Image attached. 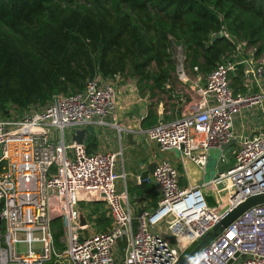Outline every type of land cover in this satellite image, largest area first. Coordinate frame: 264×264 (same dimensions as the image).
I'll list each match as a JSON object with an SVG mask.
<instances>
[{"label":"built area","instance_id":"1","mask_svg":"<svg viewBox=\"0 0 264 264\" xmlns=\"http://www.w3.org/2000/svg\"><path fill=\"white\" fill-rule=\"evenodd\" d=\"M219 34L232 43V53L196 86L180 118H161L142 133L161 152L177 150L203 171L210 150L218 148L228 168L209 183L183 186L177 167L157 161L152 178L158 204L137 216L127 192L117 187L122 178L118 155L89 153L74 140L77 131L90 127L123 130L109 121L117 110L119 79L97 75L82 91L54 95L31 114L0 117V264H178L226 211L264 194V128L254 127L240 138L234 130L237 117L249 114L247 119L254 121L261 116L257 111L264 114V53L226 29ZM187 62L179 50L176 75L181 82L190 79ZM238 77L244 92L233 86ZM208 188L218 195L216 206L208 202ZM99 200L106 204L110 227L88 234L97 216L89 217L80 204ZM225 204L228 209L220 213ZM56 220L62 222L59 231L54 230ZM57 232L62 233L59 244ZM19 244L27 245L28 253L19 252ZM187 264H264V204L246 211Z\"/></svg>","mask_w":264,"mask_h":264},{"label":"trees","instance_id":"2","mask_svg":"<svg viewBox=\"0 0 264 264\" xmlns=\"http://www.w3.org/2000/svg\"><path fill=\"white\" fill-rule=\"evenodd\" d=\"M223 29L264 53V0H0V113L46 106L96 75L128 70L151 93L162 92L179 50L193 69L211 72L222 62L231 44L214 36ZM86 146L91 153L95 138ZM142 187L156 207L153 187Z\"/></svg>","mask_w":264,"mask_h":264},{"label":"crops","instance_id":"3","mask_svg":"<svg viewBox=\"0 0 264 264\" xmlns=\"http://www.w3.org/2000/svg\"><path fill=\"white\" fill-rule=\"evenodd\" d=\"M209 73V71H203L197 67L196 70L193 71V76H191L188 82H181L178 80L175 72L172 79L168 81L164 89V92L169 93L173 98L171 100L174 102V112L172 113L171 111H166V114L162 115L164 111L162 110L159 113V117H157L158 120L164 118L166 121H172L174 119L180 118L187 103L194 98L193 96L196 86L203 85L206 82V78ZM122 91H124L122 87L120 89V86L117 85V110L114 116L109 117V121L111 123L120 125L123 130L119 131L118 128L112 126L90 127L88 128L89 132L85 137L84 144L86 145L87 138L92 136L96 140V147L91 153L108 152L118 155L117 171L122 176V178L118 181L117 187L119 192H127L129 195L133 214L137 216L142 210L154 208L151 206L153 200L150 197L149 189L142 187L144 183H149L153 187V191L157 196L158 204L159 194L153 182L152 175L149 176V180L147 182H142L141 177L142 174L147 171L150 164L157 163V161L161 159L170 161L175 167L178 168L181 176V185L196 186L208 183L206 180V170L203 171L190 160L182 159L179 152L177 153L173 150L163 153L160 151L159 146L156 143L147 141L145 135L142 133V130L153 126H149V124L146 123V119L149 115L147 111L148 109L143 108L142 105H139L138 101H132V94L129 96L123 95ZM161 107H163V104H161ZM257 113L261 114V116L259 118L256 117L254 121L247 119V115L249 114H244L241 117H237L234 125V130L237 137L240 138L242 136L250 135L251 130L254 127L264 128V114L259 111H257ZM169 115L171 116L169 117ZM141 117H145V119L140 121ZM217 170L220 172L219 167H217ZM123 175H126L125 181ZM209 191H212V189H206L208 202L210 201L209 204L211 206H216L213 203V199L208 196ZM83 202L88 206L85 208L81 206ZM94 203L95 202L82 201L80 204L81 208L86 213H88L89 217L92 215L95 217L97 216V214H95L93 211ZM89 220L91 221L92 219L89 218ZM108 221L109 223L107 228L110 226V220L108 219ZM94 226L95 225H93V227ZM86 233L91 234L94 232L86 231Z\"/></svg>","mask_w":264,"mask_h":264},{"label":"rangeland","instance_id":"4","mask_svg":"<svg viewBox=\"0 0 264 264\" xmlns=\"http://www.w3.org/2000/svg\"><path fill=\"white\" fill-rule=\"evenodd\" d=\"M228 34H229V32H228ZM225 39H227V38H225ZM230 44H231V47L229 48L227 53H225L222 56V61L226 57V55H229L230 53H232V51L234 49L231 42H230ZM256 46L259 47V45H256ZM155 67L156 66L153 63L151 71L155 70ZM187 69H188L189 77L191 78V76H193V67H192L190 61L187 62ZM117 75L119 77L114 78L115 77L114 76V77H109L106 79L113 80L115 82H117L116 79H119V81L117 82V85L120 86V89L122 87V89L125 91V92L122 91V94L127 95V96L132 94L133 95L132 101L133 100L138 101L139 105H142L143 108L148 109L147 111H148V114L150 116L157 118V117H159V113L162 110H164L162 115H165L166 111L167 112L171 111L172 113L174 112V102H173V100H171L173 98L169 93H165L164 91H162V92L157 91L156 93H151L149 91V89L147 87H145V85L143 83L142 84L139 83V80L137 77H134V75H132L131 70H128L125 74L120 73ZM236 79H235L236 81L233 84L234 88H236L240 92H244V89L241 87V81H242L241 78L238 77ZM80 91H82V90L73 89V90H68L67 93H58V94H66L67 95V94H74V93H77ZM58 94H55V95H58ZM161 104H163V107H161ZM42 107L43 106H41L40 104H36L34 106H30V108L27 110H19V108L12 106V105H9L5 111V114H6V116L13 114L14 116L23 117L24 115L31 114L33 111H37L39 108H42ZM170 116L171 115H169V117ZM0 117H5V116L0 113ZM66 141L70 142L69 134H67V136H66ZM221 156H222V151L218 148H213L209 152V162H208V165L206 167V171H207L206 180L208 183L210 182L211 179H213L217 175V173H218L217 167H219L220 171L221 170L225 171L228 168V166H226L220 162ZM229 159H230V163L232 164L234 162V159L230 155H229ZM121 165H122V163H121ZM208 196H210L213 199V203L215 205L218 204L217 198H216V196H218V195L216 194V192L209 191ZM81 197H84V196H81ZM209 203H210V201H209ZM91 205H89V206H91ZM93 205H92L93 209H94L93 211L95 214H97V219L93 221L94 222L93 224L95 226L92 228L91 232H94V233L104 232L108 229L107 225L109 223L108 219L106 218L107 217L106 216V205L101 200L96 201ZM81 206H83L85 208L88 205L84 204V202H83V204ZM228 206H229V204L222 205L221 208L219 209V212L220 213L225 212L228 209ZM87 208H89V207H87ZM108 227H110V226H108ZM61 228H62V222H61V220H57L54 223V230L59 231ZM84 229H85V227H84ZM39 248H40L39 244H37V243L33 244V250L34 251L37 252ZM121 248H123L122 243H120V245H119L120 250H121ZM17 250L21 253H28V247L25 244L17 245Z\"/></svg>","mask_w":264,"mask_h":264},{"label":"water","instance_id":"5","mask_svg":"<svg viewBox=\"0 0 264 264\" xmlns=\"http://www.w3.org/2000/svg\"><path fill=\"white\" fill-rule=\"evenodd\" d=\"M222 38L220 34H216L214 40ZM87 129L79 130L74 136V140L78 144H84L85 137L88 134ZM233 140L231 143H235ZM224 146L223 148H226ZM178 153L177 150H174ZM156 168V163H152L148 166L146 172L142 174L141 181L147 182L149 180V176L153 175L154 170ZM264 204V194L255 195L248 198L246 201L240 203L236 207L229 209L226 211L220 222L215 226L212 232L205 235L201 241L194 247V249L188 253L178 264H187L189 260L194 257L202 248H204L207 244L213 241L216 237H218L222 232H224L234 221H236L240 216H242L246 211L250 210L253 207ZM80 222L81 226L85 227L87 225V219L85 217V213L82 209H80ZM1 217H0V230H1Z\"/></svg>","mask_w":264,"mask_h":264}]
</instances>
